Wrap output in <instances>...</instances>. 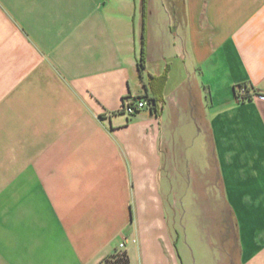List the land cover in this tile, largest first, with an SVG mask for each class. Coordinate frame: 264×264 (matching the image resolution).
I'll return each mask as SVG.
<instances>
[{
	"label": "crops",
	"instance_id": "obj_1",
	"mask_svg": "<svg viewBox=\"0 0 264 264\" xmlns=\"http://www.w3.org/2000/svg\"><path fill=\"white\" fill-rule=\"evenodd\" d=\"M181 200L264 264V0H0V264H179Z\"/></svg>",
	"mask_w": 264,
	"mask_h": 264
},
{
	"label": "rangeland",
	"instance_id": "obj_2",
	"mask_svg": "<svg viewBox=\"0 0 264 264\" xmlns=\"http://www.w3.org/2000/svg\"><path fill=\"white\" fill-rule=\"evenodd\" d=\"M139 27V25H138ZM170 203H174L173 199H175L171 194ZM177 199V198H176ZM178 212H175L177 218L175 219V223L173 222L172 212L168 211L170 219V226L173 232V243H175V251L176 255H178V263L179 264H198L197 257L194 250V244L192 242L193 237L200 238L202 236L201 232L198 230L196 233V219L192 218L189 214V209L191 207V202L187 200L177 201ZM118 254L120 252H125L122 249H118L116 251ZM118 260H121L119 257ZM114 260V261H116ZM131 264H140L139 259H131Z\"/></svg>",
	"mask_w": 264,
	"mask_h": 264
},
{
	"label": "built area",
	"instance_id": "obj_3",
	"mask_svg": "<svg viewBox=\"0 0 264 264\" xmlns=\"http://www.w3.org/2000/svg\"><path fill=\"white\" fill-rule=\"evenodd\" d=\"M237 99L239 101L245 100L248 98L247 88L240 86L236 88ZM152 103L146 99H137V98H126L122 102L119 112L131 116L137 113L140 110L151 109ZM124 245L121 243L119 248L122 249Z\"/></svg>",
	"mask_w": 264,
	"mask_h": 264
},
{
	"label": "trees",
	"instance_id": "obj_4",
	"mask_svg": "<svg viewBox=\"0 0 264 264\" xmlns=\"http://www.w3.org/2000/svg\"><path fill=\"white\" fill-rule=\"evenodd\" d=\"M145 3L146 0H142V13L144 16L145 13ZM140 64H139V68L140 70L143 69V63L145 61V53H144V39L142 36L141 39V48H140V58H139ZM247 92H249L247 90ZM249 97V95H248ZM149 101L152 103V107L151 110L154 111L155 113H158L159 109H160V105H159V100H157L156 98H150ZM121 258V260H116L118 258ZM116 260V261H114ZM98 264H130V260L128 255L125 252H120V254H118L117 252H114L113 254H110L109 256L105 257L104 259H102Z\"/></svg>",
	"mask_w": 264,
	"mask_h": 264
}]
</instances>
